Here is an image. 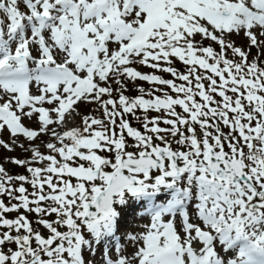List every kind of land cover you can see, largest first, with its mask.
<instances>
[{"label":"snow or ice","instance_id":"obj_1","mask_svg":"<svg viewBox=\"0 0 264 264\" xmlns=\"http://www.w3.org/2000/svg\"><path fill=\"white\" fill-rule=\"evenodd\" d=\"M0 148V264H264V0H0Z\"/></svg>","mask_w":264,"mask_h":264},{"label":"rangeland","instance_id":"obj_2","mask_svg":"<svg viewBox=\"0 0 264 264\" xmlns=\"http://www.w3.org/2000/svg\"><path fill=\"white\" fill-rule=\"evenodd\" d=\"M234 39H236V43L237 45H244L245 41L242 39V38H236L234 37ZM253 54H255V50H253ZM142 86V85H141ZM145 88V86H143ZM137 92V91H136ZM94 108L95 106H90V112H94ZM32 127H35V125H33ZM27 146V145H26ZM3 154H4V157H7V156H18V158H24L25 157V154L21 152L20 149H16V151L14 152H7L5 150H3ZM2 161V160H1ZM8 168L11 167L12 165L10 164H7ZM134 222H138V219H135V220H128V224H131V223H134ZM142 223H143V220H142Z\"/></svg>","mask_w":264,"mask_h":264}]
</instances>
